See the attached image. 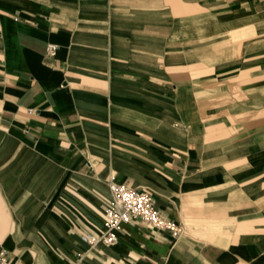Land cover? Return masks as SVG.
Wrapping results in <instances>:
<instances>
[{
	"label": "crops",
	"instance_id": "0c3cea01",
	"mask_svg": "<svg viewBox=\"0 0 264 264\" xmlns=\"http://www.w3.org/2000/svg\"><path fill=\"white\" fill-rule=\"evenodd\" d=\"M109 182L182 236L131 223L88 248ZM0 249L264 264V0H0Z\"/></svg>",
	"mask_w": 264,
	"mask_h": 264
},
{
	"label": "built area",
	"instance_id": "2783aa9c",
	"mask_svg": "<svg viewBox=\"0 0 264 264\" xmlns=\"http://www.w3.org/2000/svg\"><path fill=\"white\" fill-rule=\"evenodd\" d=\"M56 47L48 45L46 53L53 55ZM110 200L103 209V224L99 231L82 232L81 240L88 248L99 244L110 246L118 242L117 234L123 225L138 223L152 234H167L172 239L182 236L183 228L171 221L155 207L153 197L146 191L136 190L124 183H108ZM0 264H9V254L0 249Z\"/></svg>",
	"mask_w": 264,
	"mask_h": 264
}]
</instances>
